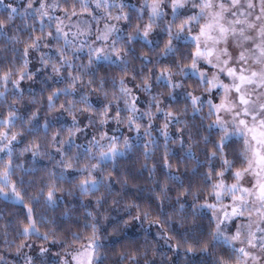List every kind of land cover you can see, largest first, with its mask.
Returning <instances> with one entry per match:
<instances>
[{
	"label": "snow or ice",
	"instance_id": "obj_1",
	"mask_svg": "<svg viewBox=\"0 0 264 264\" xmlns=\"http://www.w3.org/2000/svg\"><path fill=\"white\" fill-rule=\"evenodd\" d=\"M0 109V198L26 210L5 243L24 264H45L32 237L60 244L55 264H106L135 223L208 264H264V0H0Z\"/></svg>",
	"mask_w": 264,
	"mask_h": 264
},
{
	"label": "trees",
	"instance_id": "obj_2",
	"mask_svg": "<svg viewBox=\"0 0 264 264\" xmlns=\"http://www.w3.org/2000/svg\"><path fill=\"white\" fill-rule=\"evenodd\" d=\"M139 1L141 2L142 0ZM29 83L30 82L24 83L22 87L27 88ZM93 100H95V97H93ZM2 110L3 109H0V111ZM206 111L207 110H205V112ZM125 135L132 136L134 134L127 133L125 130ZM20 147L21 146L18 145L16 148L17 154L20 151ZM173 147H178V145H174ZM237 147L239 146L237 145ZM20 162L24 164L25 167H33L29 160V154H25V156L20 159ZM50 163L51 161H49L48 159L39 161L35 166L39 170L38 174L34 177H29V179H35L38 181L41 177H46V171L44 169H41L40 165H47ZM129 167H131V161H128L127 163L121 162V169ZM138 183L146 187L149 186L147 185L146 180L140 181ZM65 187H67V185H65ZM149 197L150 193L145 192L137 195L136 197H129L128 199H136L137 202H146ZM92 199L94 198H85L83 202L85 204H88ZM68 203H78V201L69 199ZM91 210L92 209H81L77 214L81 218H83L84 212ZM109 211L111 212V209ZM25 212L26 210L20 204L13 203L11 201H5L4 199L0 198V257H3L4 261H6V264H24L23 254L17 255L15 248L9 247L5 243V240H16L18 225L20 224V222L24 221ZM39 214H45L50 219L55 220L58 225L61 224L59 217L62 215V212L51 213L45 210L43 213H37V215ZM111 214L115 216L116 219H121L126 216V213H124L123 209H121L120 213L118 214ZM202 223L204 225H207V220H204ZM5 227H7L9 233L7 237H5L4 235ZM63 227L65 230V236L68 235L69 228L71 229V231H82V229H77L72 225H63ZM185 230L186 229H180L179 231L183 232ZM41 231L47 232L49 231V228H42ZM160 231L161 230L158 229L155 225L150 226L149 224L144 223L143 226H141L139 223H135L134 227L129 226L126 233L118 232L115 235H110L108 239L104 241V243L108 245V247L102 252V255L107 257L106 264H113L121 251H130L137 248L141 249V251H143L145 248L148 249L147 261L149 262V264H208L207 257L201 255L200 253H196L195 255L187 254L183 247H181L178 252H173L172 249H169L167 247L164 240L159 238ZM109 232H111V229H109ZM168 234L171 235L172 230L169 229ZM18 242L19 241H17V243ZM28 243H30L32 247L30 250L26 248L25 252L28 255H31L34 260L39 261L43 259L45 261V264H55L57 260L61 259V256L57 255V253L62 254L63 252L59 243L53 244L50 241L49 243L44 244L42 240L36 239L35 237H32V239L29 240ZM172 243L175 245V238ZM41 244H44L45 247L50 249V251L43 257L39 256V248ZM153 250L155 251V255L152 254ZM222 251V247L217 249L218 253H221ZM140 259L143 261L144 257L141 256Z\"/></svg>",
	"mask_w": 264,
	"mask_h": 264
},
{
	"label": "rangeland",
	"instance_id": "obj_3",
	"mask_svg": "<svg viewBox=\"0 0 264 264\" xmlns=\"http://www.w3.org/2000/svg\"><path fill=\"white\" fill-rule=\"evenodd\" d=\"M130 2L132 3V4H139V3H141L139 0H130ZM61 15H62V13H61ZM230 183V182H229Z\"/></svg>",
	"mask_w": 264,
	"mask_h": 264
}]
</instances>
